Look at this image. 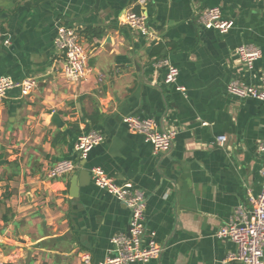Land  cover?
<instances>
[{"label":"crops","instance_id":"0c3cea01","mask_svg":"<svg viewBox=\"0 0 264 264\" xmlns=\"http://www.w3.org/2000/svg\"><path fill=\"white\" fill-rule=\"evenodd\" d=\"M0 0V76L32 77L29 93L7 91L0 101V264H90L110 255L112 236L127 230L130 211L90 178L98 166L117 184L131 182L145 196V236L164 250L146 263L244 264L229 260L233 242L216 236L249 193L259 191L264 104L227 92L240 78L264 74V0ZM217 7L233 26L221 33L197 22ZM143 8L148 34L124 26L126 10ZM59 24L78 27L92 73L63 77L54 39ZM239 45L260 51L246 70ZM167 59L176 84L163 81ZM181 86L183 92L176 89ZM57 113L64 126L52 122ZM126 115L176 130L167 152L130 132ZM96 131L102 143L80 159L77 135ZM219 135L226 145H215ZM60 159L78 166L54 180L46 167Z\"/></svg>","mask_w":264,"mask_h":264},{"label":"built area","instance_id":"2783aa9c","mask_svg":"<svg viewBox=\"0 0 264 264\" xmlns=\"http://www.w3.org/2000/svg\"><path fill=\"white\" fill-rule=\"evenodd\" d=\"M146 1L136 0L135 4L143 7ZM147 19L144 8L138 12L130 8L125 11L121 23L133 31L147 35ZM197 22L205 28H214L221 33L228 31L233 26V21L223 18L217 7L202 10L197 15ZM0 37H3L4 44L10 43V38L4 33L0 32ZM82 39L78 27L66 24L58 25L54 45L63 55L61 73L65 79L74 82L84 81L92 73V69L87 63L89 52ZM235 55L242 66L246 70H250L259 58L260 51L251 45H239L235 50ZM157 66L165 67L163 78L165 83L176 84L179 73L177 67L169 63L167 59L159 61ZM36 86L37 82L32 77L14 80L9 76L2 75L0 76V101L10 89L17 88L26 95ZM176 89L183 92L181 86L177 85ZM226 90L236 97H250L264 104V74L258 84L247 83L236 77L228 83ZM122 121L130 132L141 135L146 142H149L155 154L164 153L170 149L176 134L174 128L163 131L159 129L155 120L133 115L124 116ZM103 140L102 134L92 130L77 135L74 148L78 157L85 159L89 151L102 143ZM226 142V136L219 135L214 143L216 146L224 147ZM256 150L263 160L259 191L255 195L249 193V205L238 207L229 222L221 225L216 231L217 237L229 240L236 246V251L229 254L228 259L241 261L244 264H264V140L257 144ZM77 166L78 164L72 159L57 160L46 167L45 179H60L72 173ZM90 178L97 187L124 203L130 211L127 230L111 237L110 255L98 264L146 263L159 258L164 247L155 240L153 233L148 238L145 236V196L143 191L135 188L129 181L117 184L98 166L90 168ZM84 262L90 264L88 255L85 256Z\"/></svg>","mask_w":264,"mask_h":264},{"label":"water","instance_id":"95a60500","mask_svg":"<svg viewBox=\"0 0 264 264\" xmlns=\"http://www.w3.org/2000/svg\"><path fill=\"white\" fill-rule=\"evenodd\" d=\"M52 122L59 128L64 126V122L60 120L57 113H52Z\"/></svg>","mask_w":264,"mask_h":264}]
</instances>
